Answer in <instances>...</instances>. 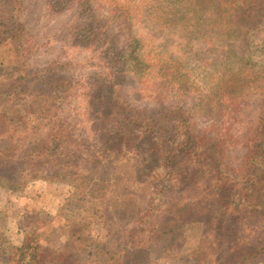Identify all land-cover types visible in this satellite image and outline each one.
<instances>
[{"label":"trees","instance_id":"obj_1","mask_svg":"<svg viewBox=\"0 0 264 264\" xmlns=\"http://www.w3.org/2000/svg\"><path fill=\"white\" fill-rule=\"evenodd\" d=\"M144 1L180 36L148 72L127 0H0V264H80L76 222L149 264H264V0Z\"/></svg>","mask_w":264,"mask_h":264},{"label":"rangeland","instance_id":"obj_2","mask_svg":"<svg viewBox=\"0 0 264 264\" xmlns=\"http://www.w3.org/2000/svg\"><path fill=\"white\" fill-rule=\"evenodd\" d=\"M131 7L133 8V18L135 21V31L138 33L139 37L142 39V47L138 51L137 56L140 60V63L142 65V70L145 72L153 71L155 70L158 65L163 64L165 59L167 58L168 51L172 52L174 51L180 36L176 32H169L164 31L161 29H158L152 25H146L145 22L142 21V14H143V8H145V1L144 0H127ZM234 39L232 41V44L236 43V47H234L235 50H237L240 54L242 49V46H240L241 42L240 40ZM231 44V45H232ZM215 45H221L218 43H215ZM194 46L197 48L199 44L195 43ZM217 54H221L223 52H226L227 49H223L222 46H216ZM0 76L2 77L4 74H8L14 71V64H10L9 62V56L10 54L0 51ZM11 60V59H10ZM12 62V61H11ZM257 100V99H256ZM146 152H143V150L135 151L134 154H139L142 157H146L148 154V151L145 149ZM145 156H144V155ZM144 186H148L147 184H144ZM176 194V188H172L171 196L175 197ZM207 196L212 197L213 200H221L225 204L227 203L229 197V193H222L220 191L218 192H208ZM169 199V196H168ZM47 201L41 203V206L44 207L47 205ZM21 204V201H19L16 205L19 207ZM57 205V201L54 202L51 207L54 209ZM34 207L31 208H24L25 211H20L18 214L15 213L10 216L13 217V219L20 218V214H33L36 216H39L41 214V211L38 210L37 207H39L37 204L31 205ZM50 206V205H49ZM21 218H24L22 216ZM86 220V219H83ZM72 230L74 233V237L72 241L73 245L77 246L76 255L81 256V263L80 264H114L113 258H115V255H118L119 257L125 258L124 260L129 264H149L150 263V255L153 254L152 250H147L146 246H140L137 241L129 242L126 241L125 244L121 243L120 241H117L118 239H113V237L106 232H100L101 228H91L85 225L83 222H76L72 224ZM105 231V230H104ZM132 231V230H131ZM135 234V228L134 231L130 232L127 230L126 236H128V239L132 237V235ZM63 235L57 236L53 239H51V249H55L56 246L63 245ZM77 238V239H76ZM78 240V241H77ZM171 246H176L180 244L182 246V242L179 240H175L170 243ZM117 245H119V249H117ZM10 247V246H9ZM118 250V251H117ZM71 251H74L72 249ZM82 251V252H81ZM81 252V253H80ZM116 252V253H114ZM200 264V263H199Z\"/></svg>","mask_w":264,"mask_h":264}]
</instances>
